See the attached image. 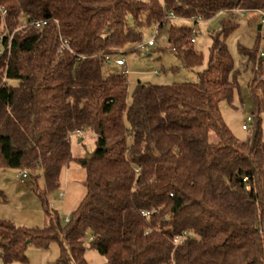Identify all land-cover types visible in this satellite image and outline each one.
<instances>
[{
	"label": "trees",
	"instance_id": "trees-1",
	"mask_svg": "<svg viewBox=\"0 0 264 264\" xmlns=\"http://www.w3.org/2000/svg\"><path fill=\"white\" fill-rule=\"evenodd\" d=\"M0 8V171L26 169L36 187L41 173L36 191L49 218L31 228L0 220V260L26 263L30 245L58 242L59 264H90L89 247L106 264H264L260 46L240 47L252 66L248 141L220 109L239 89L225 42L233 24L212 35L195 82H138L129 99L127 72L105 71L107 55L135 50L153 25L168 28L183 67L195 70L204 54L185 21L264 12V0H0ZM86 132L95 150L74 157L72 136ZM73 160L86 170V194L63 223L48 195Z\"/></svg>",
	"mask_w": 264,
	"mask_h": 264
},
{
	"label": "rangeland",
	"instance_id": "rangeland-1",
	"mask_svg": "<svg viewBox=\"0 0 264 264\" xmlns=\"http://www.w3.org/2000/svg\"><path fill=\"white\" fill-rule=\"evenodd\" d=\"M263 15L260 11L252 12H220L210 19L200 20L193 23L185 21L197 28L195 36V47L204 54V63L195 70H188L183 67L181 59L173 51V46L168 40V28L162 27L154 36L155 44L146 49H139L151 39L157 29L156 25L143 29V40L132 43L131 48L125 54H121L127 61L126 67L111 63L105 66V71L122 72L128 74V95L129 99L135 90L138 82L154 84H170L172 82L198 80L197 71L206 67L209 59V50L212 45V35L220 32L225 24H233V29L227 34L225 42L232 56L234 63L233 76L239 83L231 99H225L220 104L222 117L230 127L233 134L240 141H248L251 137L254 121L248 122L249 116L253 117V102L248 89V82L252 77V66L247 58L240 52V47L252 49L259 45L258 51L264 47V24ZM26 18L21 16L20 21L24 23ZM181 21V20H179ZM259 25L262 28H259ZM126 47L124 50L130 49ZM4 45L0 41V55ZM119 55V56H121ZM264 63V60H263ZM247 124L248 129H243ZM262 132L264 140V113L262 114ZM82 139L81 143L79 139ZM96 135L83 133L72 138V153L74 157H88L96 147ZM20 171H0V190L6 196V202L0 203V220L10 221L16 226L22 227H43L49 218L37 195V189L42 190L45 186L43 175L40 173L35 186L31 178L27 177L26 183L22 184L17 180ZM37 188V189H36ZM86 194V170L76 160L65 166L61 174V186L48 195L49 207L58 212L64 223L71 213L78 207ZM86 240H89L87 236ZM26 254V263L13 262L9 264H59L60 246L58 242H52L48 247L30 245ZM85 258L90 264H106L107 259L100 252L93 248L85 251ZM0 264H6L0 260Z\"/></svg>",
	"mask_w": 264,
	"mask_h": 264
},
{
	"label": "built area",
	"instance_id": "built-area-1",
	"mask_svg": "<svg viewBox=\"0 0 264 264\" xmlns=\"http://www.w3.org/2000/svg\"><path fill=\"white\" fill-rule=\"evenodd\" d=\"M0 10L2 11V14L4 15L5 14V11L3 9H1V8H0ZM260 13L263 15L262 22L264 24V12L263 11H260ZM169 17H171V18H177V16L173 12H170L169 13ZM200 20H202V19H200V18H192V19H190V21H192L194 23H198ZM35 23H36L37 26H41V25L45 24L46 22L36 21ZM158 32H159V28H157L155 30V33H154V35L152 36L151 39H148V41L146 43H144V44H140L138 46V48L139 49H146V47H148V46H153L155 44L154 36ZM197 33H198L197 28L195 26H193V28H192V35H193L192 41H195V36L197 35ZM8 34H9V38L11 40L13 34L12 33H9V32H8ZM62 42H63V45L65 47L69 48V44H68L67 40H62ZM173 50H174V48H173ZM260 55L261 56H264V47H261V49H260ZM106 62L108 64L115 63L116 65L122 66L124 68L126 67V63H127V61H126V59L124 57H120V56L112 55V54L107 55ZM247 121L248 122H251L252 121V117L249 116L248 119H247ZM243 129H248L247 124H244L243 125ZM18 176H19L18 179L23 182L28 177V171L26 169L21 170L19 172ZM148 214H149L148 211L147 212H143V215H145V216L148 215ZM182 238H183L182 236H177V238L175 239V241L176 242H181Z\"/></svg>",
	"mask_w": 264,
	"mask_h": 264
},
{
	"label": "crops",
	"instance_id": "crops-1",
	"mask_svg": "<svg viewBox=\"0 0 264 264\" xmlns=\"http://www.w3.org/2000/svg\"><path fill=\"white\" fill-rule=\"evenodd\" d=\"M261 28H262V26H261ZM75 136H76V135H73L72 138H75ZM81 141H82V139L80 138V139H79V142L81 143ZM17 180L20 181L18 178H17ZM20 182H21L22 184H25V183H26V180L23 181V182H22V181H20Z\"/></svg>",
	"mask_w": 264,
	"mask_h": 264
},
{
	"label": "water",
	"instance_id": "water-1",
	"mask_svg": "<svg viewBox=\"0 0 264 264\" xmlns=\"http://www.w3.org/2000/svg\"><path fill=\"white\" fill-rule=\"evenodd\" d=\"M259 28H261V25H259Z\"/></svg>",
	"mask_w": 264,
	"mask_h": 264
}]
</instances>
